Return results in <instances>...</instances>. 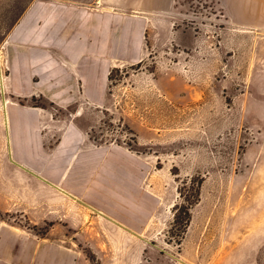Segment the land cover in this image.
I'll use <instances>...</instances> for the list:
<instances>
[{"label": "rangeland", "instance_id": "rangeland-1", "mask_svg": "<svg viewBox=\"0 0 264 264\" xmlns=\"http://www.w3.org/2000/svg\"><path fill=\"white\" fill-rule=\"evenodd\" d=\"M178 15L139 60L125 35L111 41L105 70L80 64L52 89L73 84L74 99L56 101L18 94L33 70L6 48L15 18L0 9V264H52L44 243V258L58 243L76 264H112L111 233L130 251L119 264H264V18L250 26L214 0H186ZM2 86L20 164L53 185L9 159ZM71 123L84 139L63 146ZM175 204L182 218L190 206L184 234Z\"/></svg>", "mask_w": 264, "mask_h": 264}, {"label": "crops", "instance_id": "crops-1", "mask_svg": "<svg viewBox=\"0 0 264 264\" xmlns=\"http://www.w3.org/2000/svg\"><path fill=\"white\" fill-rule=\"evenodd\" d=\"M185 1L0 0V9L8 10L15 18L4 38L6 48L22 52V57L17 60L33 70L27 78L33 87L18 94L32 95V92H41L56 101L61 99V95L67 94L65 100L72 101L74 97L69 93V89L73 84L64 85L61 90H52L57 84L59 86L64 84L65 74L78 71L80 64L86 67L92 65V70L97 72L104 71L107 48H110L111 41H118L123 35L126 40L135 42V49H139L137 55L139 60L144 55L143 42L146 41L147 36L149 38L160 36V29L167 31L169 35L171 30L179 28L178 14H181ZM214 2L222 7L226 15L242 16L244 22L250 26L256 25L258 19L264 18V0H214ZM124 28L125 33H123ZM151 39V42H158L157 39ZM165 42L171 43L172 40L168 39ZM10 59L14 75L16 74L14 55ZM33 76H38L39 81H33ZM52 80L55 81L52 83ZM82 80L85 84V79ZM13 91L20 92L18 88H13ZM9 103L7 100V104ZM7 104L3 112L4 121L9 124L12 136L11 156L18 163H26L28 156L21 153L17 145L19 138L14 125L17 120L12 110H7ZM22 112L36 118L40 113ZM23 124L30 133L39 128L38 124L35 121L31 122L30 119H25ZM29 137L31 138V135ZM26 138H23V141H27ZM83 139L84 132L71 123L65 131L62 143L63 146H74ZM115 239L117 238L111 233L104 240L110 247L109 250H116L117 256H113L112 253L109 256L110 262L119 264L117 261L120 258L125 260L129 258L130 251L125 244ZM43 240L47 241V239ZM54 245L58 248L45 258L46 250L43 252L45 248L43 246H46V243L40 247L38 255L41 259H47L52 264H76L72 252L63 250L58 243Z\"/></svg>", "mask_w": 264, "mask_h": 264}, {"label": "trees", "instance_id": "trees-1", "mask_svg": "<svg viewBox=\"0 0 264 264\" xmlns=\"http://www.w3.org/2000/svg\"><path fill=\"white\" fill-rule=\"evenodd\" d=\"M140 65H141V61H139V62H137L136 64H135V66H137V67H140ZM119 71V68H117V67H113L111 70H110V72H109V74L107 75V78H108V81H110V82H112L113 81V79H114V74H116V72H118ZM196 200H198V197H197V199ZM177 204H175L174 205V220H176V221H178V220H180L182 217H181V213H178L177 212ZM190 206H189V208H187V210L186 211H184V218H182V220L184 221L183 223H184V225H183V229L181 230V234H184L185 233V231H186V228H187V226L188 225H190V221H191V212H190Z\"/></svg>", "mask_w": 264, "mask_h": 264}, {"label": "water", "instance_id": "water-1", "mask_svg": "<svg viewBox=\"0 0 264 264\" xmlns=\"http://www.w3.org/2000/svg\"><path fill=\"white\" fill-rule=\"evenodd\" d=\"M1 89H2V93H3V104H2V105H3L4 109L6 110V98H5V96H4L3 86L1 87ZM9 152H10V153H9V155H10V159L13 160V158H12V156H11L12 151H11V147H10V146H9ZM13 162L16 163L17 165H19V166H21V167H23V168L29 170L30 173H32V174H34V175H37V176H39V177L42 178V179H45L43 176H40L39 174L33 173L28 167H26V166H24V165H22V164H20V163H18V162H16V161H14V160H13ZM45 181H47V180L45 179ZM47 182L53 185V183H51V182H49V181H47Z\"/></svg>", "mask_w": 264, "mask_h": 264}, {"label": "bare ground", "instance_id": "bare-ground-1", "mask_svg": "<svg viewBox=\"0 0 264 264\" xmlns=\"http://www.w3.org/2000/svg\"><path fill=\"white\" fill-rule=\"evenodd\" d=\"M6 104H7V100H6Z\"/></svg>", "mask_w": 264, "mask_h": 264}]
</instances>
